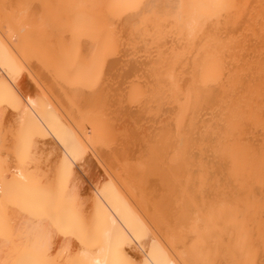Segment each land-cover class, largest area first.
Here are the masks:
<instances>
[{
    "label": "bare ground",
    "instance_id": "bare-ground-1",
    "mask_svg": "<svg viewBox=\"0 0 264 264\" xmlns=\"http://www.w3.org/2000/svg\"><path fill=\"white\" fill-rule=\"evenodd\" d=\"M0 264H264V0H0Z\"/></svg>",
    "mask_w": 264,
    "mask_h": 264
},
{
    "label": "rangeland",
    "instance_id": "rangeland-1",
    "mask_svg": "<svg viewBox=\"0 0 264 264\" xmlns=\"http://www.w3.org/2000/svg\"><path fill=\"white\" fill-rule=\"evenodd\" d=\"M158 197H160V196H158ZM161 209L166 210L165 208H163L162 205H161ZM149 227H150V228H149L150 233L155 231V228H154L153 225H149Z\"/></svg>",
    "mask_w": 264,
    "mask_h": 264
}]
</instances>
